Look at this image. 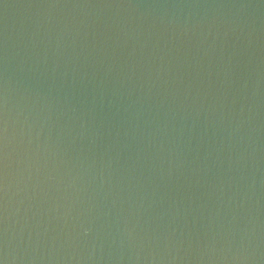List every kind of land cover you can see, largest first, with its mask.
<instances>
[{
    "label": "water",
    "instance_id": "1",
    "mask_svg": "<svg viewBox=\"0 0 264 264\" xmlns=\"http://www.w3.org/2000/svg\"><path fill=\"white\" fill-rule=\"evenodd\" d=\"M5 264H264V0H0Z\"/></svg>",
    "mask_w": 264,
    "mask_h": 264
},
{
    "label": "snow or ice",
    "instance_id": "2",
    "mask_svg": "<svg viewBox=\"0 0 264 264\" xmlns=\"http://www.w3.org/2000/svg\"><path fill=\"white\" fill-rule=\"evenodd\" d=\"M0 264H5V261L3 259H0Z\"/></svg>",
    "mask_w": 264,
    "mask_h": 264
}]
</instances>
